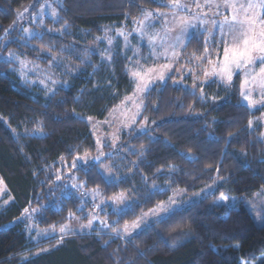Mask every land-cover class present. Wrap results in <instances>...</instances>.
Returning a JSON list of instances; mask_svg holds the SVG:
<instances>
[{
    "label": "trees",
    "instance_id": "obj_1",
    "mask_svg": "<svg viewBox=\"0 0 264 264\" xmlns=\"http://www.w3.org/2000/svg\"><path fill=\"white\" fill-rule=\"evenodd\" d=\"M44 1L0 0L1 49L43 66L57 64L58 71L68 64L75 68L68 86L49 91L22 80L17 64L0 59V178L12 197L0 208V264H264V225L243 202L264 194L261 126H248L260 109L241 102L236 80L231 87L215 79L200 85L203 97L199 88L176 83L173 74L150 88L136 126L121 134L118 160L126 174L120 182L108 186L101 179L99 166L112 163L111 156L71 168L85 188L105 196L130 190L132 211L117 217L106 206L101 213L111 220L108 228L70 232L60 244L57 235L29 237L24 208H40L35 223L41 228L86 220L95 208L84 196L81 210V195L63 192L55 179L65 178L64 164L71 167L75 156L95 151L87 117L103 118L130 93L131 83L129 52L117 50L106 61L90 42L108 28L130 24L142 10L165 8L154 0H62L57 16L37 27L39 35L22 37L17 12L28 16L25 9L34 12ZM205 35L190 36L184 63L198 65L190 56L203 50ZM214 179L213 192L149 221L131 237L112 233L175 189L193 191ZM222 193L236 196L235 204L215 203ZM45 247L47 252L37 251Z\"/></svg>",
    "mask_w": 264,
    "mask_h": 264
},
{
    "label": "snow or ice",
    "instance_id": "obj_2",
    "mask_svg": "<svg viewBox=\"0 0 264 264\" xmlns=\"http://www.w3.org/2000/svg\"><path fill=\"white\" fill-rule=\"evenodd\" d=\"M165 7L171 9L170 12H160L149 10H142L143 16L140 19H135V23L138 25L133 31L137 32L141 39L146 40L147 45L151 49L150 55L154 60H158L159 57L163 56L169 60H175L176 57L181 55L178 49H182L185 46V37L189 32V29H202L207 32L204 37V47L203 50L197 55L193 52L190 56L191 61H195L198 65H202L203 77L195 75L194 69H188L193 72L194 83L193 87L196 86L195 81L199 80L201 85L206 82H210L213 78L217 79L219 83H223L228 87L234 85V76L240 75V96L244 101H247V106L249 109L256 106L264 107V0H195V11L189 9V5L182 2V0H154ZM43 7V5H41ZM207 8L209 11L204 12ZM188 9L192 14L190 15H180L179 13L184 12ZM24 11H27L25 9ZM228 14L225 15L224 13ZM209 13L211 14V19L208 18ZM52 15L56 16L55 10L52 11ZM127 16V13H125ZM23 12H17V17L21 18ZM222 16V19H216L215 17ZM163 18L162 27L159 30L149 32L154 22ZM43 24V19L40 21ZM15 21L13 22V25ZM9 25V29L13 27ZM9 29H5L7 33ZM217 30L219 35H217ZM51 31V29H49ZM107 31V30H106ZM120 35L128 40L130 33L126 34L124 29L117 30ZM24 32H29V29L25 28ZM173 33H177L173 36ZM36 35H39L37 33ZM215 38V39H213ZM2 39V38H0ZM109 44L112 43L111 38L108 39ZM215 44V48L211 47V44ZM161 51H157V49ZM136 51H139L137 49ZM9 56L12 55L11 52L8 53ZM87 55V53H86ZM103 55V53H102ZM111 58V57H109ZM147 59V57H143ZM56 57L53 56L50 63L55 62ZM131 61L132 58L129 57ZM206 62V63H205ZM22 65L24 64L21 61ZM172 63L164 64H153L150 67H145L141 64L139 60L135 61V66L131 63L126 64L125 68L128 70L130 77L135 82L134 94L139 97L140 94L146 93L151 84L157 80H164L166 75L170 74V69H172ZM51 91V90H49ZM201 96L203 97V88L201 89ZM126 100H132L135 103L134 97H126ZM143 100L141 99L140 104H136L137 110L142 106ZM115 115V112L112 113ZM127 115V113H122ZM136 113H134L128 120L127 123L121 121L124 127H128L129 123L135 122ZM88 122L92 123V118H88ZM99 123V122H96ZM104 123H109V121H104ZM253 120L249 119L248 126L252 127ZM13 131H15L13 129ZM36 131H42V129H36ZM119 131V129H117ZM118 137L113 138V146H115V140ZM101 141L98 139L97 144L99 145ZM105 153L100 151L95 157L89 155L87 152L83 156H76L73 158V167H79L78 161H83L85 165L90 160L99 161ZM103 173H100L101 179L108 186H112L120 182V178L114 177L107 173L110 169L105 168ZM85 172H88V168L85 167ZM59 179V177H57ZM215 184V179L213 185ZM83 187V185H79ZM73 187H78L77 184H73ZM206 187H211L206 185ZM154 191H163L153 185ZM2 191V189H0ZM87 195V192L81 193V205L77 207L83 208V197ZM93 199L100 197V192L98 189L92 190ZM220 200H228V196L223 193L219 197ZM110 201V203H108ZM7 203V201H5ZM171 197L167 203L161 201L153 208L149 209L147 212H142L136 219L132 221H125L122 226L112 227V233L119 236L121 239L131 237L136 233L137 230L149 222V217H156L160 219L164 214L170 213L172 205L175 204ZM136 204L135 200L129 199L125 192H120L107 197L105 200L101 198L100 204L94 205L95 207H100L101 205H106L111 209L117 217L127 214L132 211L133 206ZM255 208V205H253ZM103 210V209H102ZM38 211V209L24 208L21 213L22 216H30L31 213ZM73 214L69 212V216ZM91 215V214H90ZM259 215V213H258ZM99 219L95 215H91V218L86 224H81V228L92 227V221ZM112 223H118V220ZM101 224L104 227L109 226V221L104 219L101 220ZM55 226H51V234L55 233ZM71 231V226L68 224H63L59 228L60 238L56 241L60 244L64 236ZM37 236L43 238H50L49 229H37ZM36 240L37 237H32ZM51 247H55L52 245ZM238 247V245H236ZM38 252H47L48 248H39ZM242 264L245 262L242 261Z\"/></svg>",
    "mask_w": 264,
    "mask_h": 264
},
{
    "label": "rangeland",
    "instance_id": "obj_3",
    "mask_svg": "<svg viewBox=\"0 0 264 264\" xmlns=\"http://www.w3.org/2000/svg\"><path fill=\"white\" fill-rule=\"evenodd\" d=\"M182 2L188 4L189 9L195 11V0H182ZM200 2L203 3V0H200ZM61 3H62V0H45L41 4V5H43V7H41V5H40L36 9V11H34V12H29V10L27 9V11H25V12L28 13V16H26V14L23 12V16L21 18H19V22L20 21L21 22L16 23V25L19 23L20 35L22 37L28 38L34 34H37L38 33L37 27L39 25H42L40 23L41 19H43V22H44V19L46 17L55 18L57 15L53 16L52 11L55 10L56 13L58 14V8L61 5ZM146 10L153 11L154 13L156 11H160V12H170L171 11V9H169L168 7L153 8V9L149 8ZM208 11L209 10L207 8L204 9V12H208ZM179 14L180 15H190V14H192V12H190L188 9H186L184 12L179 13ZM224 14L227 15L228 13L225 12ZM142 16H143V13L136 19H140V18H142ZM208 18L209 19L212 18L210 13H209ZM215 18L216 19H222L223 17L217 16ZM29 22H31V25H27ZM162 22H163V18L161 17L160 20L154 22L152 27L149 29V32L161 29ZM137 26L138 25L133 20L130 24L114 28V30L111 28H108L107 31H105L102 35L94 37V39L90 42V47L93 48L94 50L98 51L100 56L106 61H110L112 59L114 53L117 50H121L122 52H129V54H130L129 57H131L132 60L130 61L128 58L127 64L131 63L133 66H135L136 60H139L141 64L145 65V67H150L153 64L172 63L173 67H172V69L169 70L170 74L166 75L164 80H157L154 83H152L150 88L155 87L159 83H163L168 77H170L173 74L176 77V80H175L176 83L189 86L193 90H196L197 88H199L200 89L199 92L201 94V88H200L201 83H200V81L196 80L195 81L196 86L193 87L194 75H193V72L189 71L188 69H194L195 75L200 76L202 78L203 72L201 69L203 66L202 65L190 66V65H187L186 63H184V59H182V58H183V50H184L185 46L182 49H178L181 52V55L176 57L175 60H169L163 56L159 57L158 60H154L150 55L151 49L147 45L146 40L141 39L139 34L135 31H133V29L136 28ZM25 28L29 29V32H24ZM118 29H124L126 34L130 33L127 41L125 40L124 36L119 34V32L117 31ZM195 32L199 33V32H206V31H203L202 29H189V32L187 33V35L185 37H182L183 39H185V45L188 42V39L190 38V36L192 34H194ZM176 34L177 33H173V36H175ZM206 34H207V32H206ZM217 35H219L218 30H217ZM109 38H111V40H112L111 44H109V42H108ZM0 44L2 45L1 42H0ZM1 45H0V59L11 60L15 64H17L18 75L22 80H28L31 83H37V84H39V86H41L45 90H51V91H53V89L58 85H64V86L69 85L71 77L74 74L75 68L73 66L68 64L67 66L62 67L60 71H58L56 69V68H58L57 64L56 65L50 64L49 66H43L39 63H36V62L22 56L21 54H18L17 52H15L13 50H7V51L3 50V49H1ZM137 49H139V51H136ZM157 51L159 52V51H161V49L158 48ZM9 52L12 53L11 56L8 55ZM102 53H103V55H102ZM109 57H111V58H109ZM143 57H147V59H143ZM21 61L24 62L23 65H22ZM127 73L129 75L128 70H127ZM186 78H189L188 83L186 82ZM129 79H130V83H131L130 93H128L119 103H117L114 107H112L110 109V111H108L103 118L91 117L92 123L88 122L90 125L91 132L93 134L94 140H95V151L94 152H87V153L89 155L95 157L96 155L99 154L100 151H103L105 153V155L102 156L103 158L105 156H111L112 157V163H102L101 165H104L105 168L110 169V172L107 174L112 175L114 177H118V178H120L126 174V172L124 170H121V166H120V163L118 160L124 151V148L120 144L121 134L124 131H127V130L136 126V122L139 119L143 104L139 108V110L136 109L135 105L140 104L141 99L143 100V103H144L145 95L150 90V88H149V90L146 93H142V94H140L139 97H136L134 94L135 82L130 77V75H129ZM213 79H215V78H213ZM215 80H217V79H215ZM235 80L237 81V83L239 85V92H240L241 76L235 75L234 81ZM126 97H134L135 103H133L132 100H126L125 99ZM240 100L242 103L247 105V101H244L241 96H240ZM256 109H260V112L250 118L253 120V125L250 128L261 126L260 138L264 142V107L256 106L254 108H251V110H256ZM113 111L115 112V115L112 114ZM122 113H127V115H123ZM134 113H136L135 122L129 123L128 127H124V124L121 123V121H123L124 123H127L129 118ZM88 118L89 117H87V119ZM106 120L109 121V123H104V121H106ZM96 122H99V123H96ZM141 125H142V123L140 125H138L139 126L138 129H140L142 127ZM117 129H119V131H117ZM114 137H118V139L115 140V146H113V138ZM98 139L101 141V143L99 145L97 144ZM84 154H85V152L80 154V155H77V156H83ZM77 163L79 165L84 164L83 161H78ZM70 165H71V167L67 166V164H64L65 178L64 177L60 178L61 174H59L57 176V177H59V179H57V177L55 179V182L57 184H63V187H62V189H64L63 192H68V191L72 192L73 191V192L80 194V195L82 192H87V195H85V197L90 199V201L93 204V208L95 207L94 205L100 204L101 198H104L106 200L107 197L112 196V195L105 196L99 190L100 197H97L94 201L93 195H92V190H94L95 188H85L84 186L80 187L79 185H81V184L83 185V183L78 181L77 175L71 171V168H74L73 167V160L70 162ZM101 165L99 166V168L102 172H104V169L101 168ZM113 167L118 168V169L114 170ZM216 181L217 180H215V182ZM73 184H77L78 187L74 188ZM206 185H210L211 187H206ZM0 189H2V191H0V208H2L11 202L12 197L8 194L7 188L4 185L1 178H0ZM214 189H215V184L213 185L212 181L200 186L199 188H197L193 191H186L184 188H177L174 191H172L170 193V195L165 200H163V202L167 203L169 200V197H171L174 201H176V203L172 205V209H174L177 207L184 206V205H186L189 202H192L194 200H197V199L203 197L204 195H207V194L213 192ZM261 191L264 193V190H261ZM120 192H125L128 195L129 199H131V200L134 199L130 190H124V191H120ZM120 192H118V193H120ZM115 194H117V193H115ZM224 195L228 196V200H226V201L220 200L219 199L220 196H218L214 200V202L231 206V205L235 204V202L237 201V197L234 195H231V194H224ZM5 201H7V203H5ZM243 202L247 206V208L249 209V211L252 214L255 222L258 225H264V194L257 192L253 196L245 198L243 200ZM108 203H110V201ZM156 205H154V206H156ZM253 205H255V208L253 207ZM153 207H151V208H153ZM34 208L38 209V211L31 213L30 216H23V218L27 224V233H28L29 237L31 239H32V237H37V239L43 238V237L37 236V229H49L50 235L60 236L59 228L61 225L59 227L55 228L56 231L54 234H51V228H41L35 223L36 214L39 212L40 208L37 206H35ZM34 208H30L29 210L34 209ZM104 210H106V205H101L100 207H95L94 209L91 208L88 212V217L86 220H82L78 217H74L73 219L67 221L64 224H68L71 226L70 232L88 231V230H91L95 227L103 228V229L108 228V227L102 226V224H101V220H104V219L108 220L109 223L111 222V220L109 219V217L106 214L101 213ZM148 210H145L143 212H147ZM258 213H259V215H258ZM90 214L99 217V219H95L92 221V227L81 228L80 225L86 224L87 221L91 218ZM165 215H167V214H164L163 216H165ZM136 217L134 219H136ZM134 219H132V220H134ZM153 219H157V218L156 217H149V221H151ZM132 220H130V221H132ZM117 227L119 228L120 226H117ZM70 232H68V233H70ZM125 237H127V236H125ZM245 264H251V263H245Z\"/></svg>",
    "mask_w": 264,
    "mask_h": 264
}]
</instances>
